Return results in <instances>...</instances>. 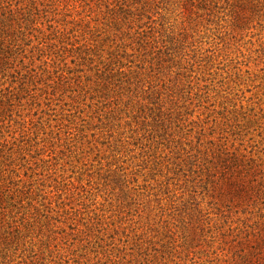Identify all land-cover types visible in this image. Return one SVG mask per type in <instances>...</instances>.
<instances>
[{
    "label": "rangeland",
    "instance_id": "obj_1",
    "mask_svg": "<svg viewBox=\"0 0 264 264\" xmlns=\"http://www.w3.org/2000/svg\"><path fill=\"white\" fill-rule=\"evenodd\" d=\"M0 264H264V0H0Z\"/></svg>",
    "mask_w": 264,
    "mask_h": 264
},
{
    "label": "trees",
    "instance_id": "obj_2",
    "mask_svg": "<svg viewBox=\"0 0 264 264\" xmlns=\"http://www.w3.org/2000/svg\"><path fill=\"white\" fill-rule=\"evenodd\" d=\"M219 170L215 169L210 175L215 178V182L222 190V194L226 193L231 199H238L239 202L254 199L263 191L254 184L258 174L253 160L245 159V155L235 158H221L219 163L215 164ZM258 187L262 183L257 184Z\"/></svg>",
    "mask_w": 264,
    "mask_h": 264
}]
</instances>
